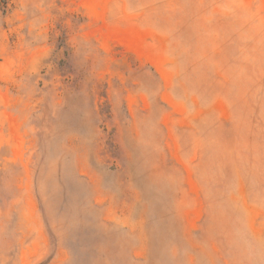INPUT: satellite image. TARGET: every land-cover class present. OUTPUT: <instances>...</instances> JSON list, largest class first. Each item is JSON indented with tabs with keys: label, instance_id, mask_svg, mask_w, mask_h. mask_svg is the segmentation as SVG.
<instances>
[{
	"label": "rangeland",
	"instance_id": "rangeland-1",
	"mask_svg": "<svg viewBox=\"0 0 264 264\" xmlns=\"http://www.w3.org/2000/svg\"><path fill=\"white\" fill-rule=\"evenodd\" d=\"M0 264H264V0L0 4Z\"/></svg>",
	"mask_w": 264,
	"mask_h": 264
},
{
	"label": "trees",
	"instance_id": "trees-1",
	"mask_svg": "<svg viewBox=\"0 0 264 264\" xmlns=\"http://www.w3.org/2000/svg\"><path fill=\"white\" fill-rule=\"evenodd\" d=\"M7 0H0V4H5Z\"/></svg>",
	"mask_w": 264,
	"mask_h": 264
}]
</instances>
